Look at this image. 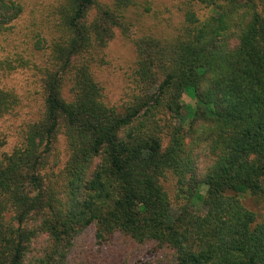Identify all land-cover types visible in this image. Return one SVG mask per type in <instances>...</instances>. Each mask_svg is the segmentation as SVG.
I'll list each match as a JSON object with an SVG mask.
<instances>
[{"label":"trees","instance_id":"trees-1","mask_svg":"<svg viewBox=\"0 0 264 264\" xmlns=\"http://www.w3.org/2000/svg\"><path fill=\"white\" fill-rule=\"evenodd\" d=\"M174 1L173 33L135 36L137 0H55L35 51L0 57L43 95L0 145V264H94L90 230L134 247L117 264H264V0ZM23 11L0 0V35ZM119 34L136 57L112 100L99 73ZM19 104L0 87V120Z\"/></svg>","mask_w":264,"mask_h":264},{"label":"rangeland","instance_id":"rangeland-1","mask_svg":"<svg viewBox=\"0 0 264 264\" xmlns=\"http://www.w3.org/2000/svg\"><path fill=\"white\" fill-rule=\"evenodd\" d=\"M24 7L21 16L14 23V30L5 36L0 35V57L10 55L15 58L17 54H27L35 51V36L47 37L54 27L53 5L55 0H17ZM110 3L112 0H101ZM138 7L133 9V16L137 20L133 33L135 36L152 34L167 36L179 26L182 12L174 0H137ZM135 10V11H134ZM133 17V18H134ZM135 21V19H134ZM52 27V28H51ZM132 35V36H134ZM38 53V52H36ZM108 64L100 71L112 100L121 97L125 86V78L135 61L133 45L120 34L107 49ZM39 59V56L37 57ZM34 77L29 70H19L12 74L0 73V87H13L20 96V104L11 115L0 120V145L2 150H9L17 145L22 138L23 131L28 124L36 121L43 112V95L37 94ZM190 97V92L187 93ZM190 97L185 103H192ZM170 192L174 193L171 184H167ZM246 204L252 209L259 210L261 205L255 200L247 199ZM79 251L88 254L93 250L94 264H117L122 261L127 252L134 250L133 246L124 249L121 243L98 247L94 240V231L85 233L80 241ZM88 252H87V251ZM146 251L139 253L130 260V264H139L146 258Z\"/></svg>","mask_w":264,"mask_h":264}]
</instances>
